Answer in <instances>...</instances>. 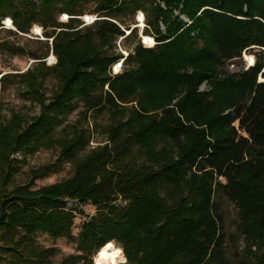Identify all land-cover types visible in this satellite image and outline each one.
Returning a JSON list of instances; mask_svg holds the SVG:
<instances>
[{
  "label": "trees",
  "instance_id": "trees-1",
  "mask_svg": "<svg viewBox=\"0 0 264 264\" xmlns=\"http://www.w3.org/2000/svg\"><path fill=\"white\" fill-rule=\"evenodd\" d=\"M138 11L153 45L138 40L124 58L118 41L137 37L122 25ZM87 13L97 20L83 26ZM4 19L14 36L37 25L52 42L29 54L37 61L30 70L0 79L2 92L17 85L39 109L29 119L11 111L0 123V264H94L110 243L126 264H231L224 200L237 211V264H264L263 54L239 79L217 78L244 50L264 49V0H0V28ZM0 50L25 53L7 42ZM48 78L56 83L49 96ZM204 82L210 90L201 92ZM99 117L106 144L89 149L84 126ZM52 150L55 163L16 183V156ZM64 165L70 177L35 187ZM87 205L95 213L73 236ZM37 236L72 242L75 253L56 263L60 251Z\"/></svg>",
  "mask_w": 264,
  "mask_h": 264
},
{
  "label": "rangeland",
  "instance_id": "rangeland-1",
  "mask_svg": "<svg viewBox=\"0 0 264 264\" xmlns=\"http://www.w3.org/2000/svg\"><path fill=\"white\" fill-rule=\"evenodd\" d=\"M92 9L91 6H88L86 10ZM143 13L138 11L135 15V19L124 20L123 29H125V36H128L132 30H135L136 39L131 40L128 43L122 42L118 47V52L126 58L129 52L133 50L136 45V42L139 40V43L146 48L145 46L153 45V38L149 36H145L143 34L145 29V22H142ZM144 16V15H143ZM68 17L66 14H61L58 17V22L67 23ZM89 17H96L95 15L85 14L83 17H80V21L84 23V21H90ZM140 18V23L138 22ZM6 19L1 22V30H0V42H7L10 45L15 47L23 48L25 50L24 54L12 55L8 52L0 50V76L5 74H23L26 71L30 70L34 67L37 61L32 60L29 54L33 51H38L39 53H44L47 49V46L50 47L49 42H45L43 31L42 37H36L35 33H40V26L34 25L27 36L23 35H13L12 32H15V28H11L9 23L7 27L4 25ZM42 29V28H41ZM142 36V37H141ZM132 37V35H131ZM260 52L263 54L262 57V69L257 76V84L264 83V52L262 48L259 47H250L244 50L240 56V58H234L229 61L228 66L224 65L218 69L217 78L219 80L225 79L228 77H233L239 79L245 72L249 69L246 61L249 57L255 58V65L258 63ZM47 58L45 65L50 67L53 66V62ZM118 71V67H116L115 72ZM112 74L114 72L112 71ZM56 86L55 81L52 78H48L44 81L42 89L46 93L47 96L50 95L51 91L54 90ZM210 87L208 82H204L199 91H209ZM11 111H17L22 113L28 119L36 116L39 113V109L37 106L32 105L22 96L21 89L17 85H8L7 90L2 92L0 85V123L9 117V113ZM78 113V112H77ZM77 113L72 114L66 119V123H75L78 120ZM93 117L92 119H94ZM89 119L88 125L84 127H89L91 134V142L89 144V149H95L99 146H104L106 144V136H105V127L108 122L106 118L99 117L96 121ZM83 125L81 121L80 126ZM17 159L21 161L20 163V171L16 176V183H27L29 181L28 172L30 170L37 169L39 167L53 164L57 160V153L55 150L52 151H39L38 153L27 156V157H19L16 156ZM70 167L64 165L58 172L51 174L50 176L39 180L35 183L36 188L46 187L49 185H53L58 183L66 178L70 177ZM83 211L84 215H78L75 220L74 227L72 230L73 236H76L77 231L80 228L81 221L88 215H93L95 210L92 206L87 205L82 208H79ZM222 210L225 218V233L227 237L226 243V258L230 261L231 264H237L241 257V253L243 250V242L236 233V224H237V211L235 207L227 202L226 200L222 201ZM37 243L45 248H57L60 251L59 257L55 260L56 263H59L62 258L74 254L75 253V245L72 242H69L64 239L52 240L46 236H37ZM114 246H116L113 243ZM117 247V246H116ZM94 263V262H93ZM125 264V263H123Z\"/></svg>",
  "mask_w": 264,
  "mask_h": 264
},
{
  "label": "bare ground",
  "instance_id": "bare-ground-1",
  "mask_svg": "<svg viewBox=\"0 0 264 264\" xmlns=\"http://www.w3.org/2000/svg\"><path fill=\"white\" fill-rule=\"evenodd\" d=\"M142 37V36H141ZM125 258L119 247L110 243L100 249L94 257V264H123Z\"/></svg>",
  "mask_w": 264,
  "mask_h": 264
},
{
  "label": "built area",
  "instance_id": "built-area-1",
  "mask_svg": "<svg viewBox=\"0 0 264 264\" xmlns=\"http://www.w3.org/2000/svg\"><path fill=\"white\" fill-rule=\"evenodd\" d=\"M141 16H142V22L144 23V16H143V15H141ZM66 18L69 19V17H66ZM89 18H90V21H84L83 26H89V25L93 24V23L97 20V17H89ZM68 19H67V20H68ZM7 20H10V19H6V20H5L4 25H5L6 27H7V24H6ZM10 22H11L10 25L13 26L11 20H10ZM138 22L140 23V18H139ZM2 23H3V22H2ZM12 29H13V28H12ZM39 30H40V33H35V36L41 38V37H42V31H43V30H42L41 28H39ZM27 36H28V35H27ZM121 41H122V39H120V40L118 41L117 46L120 45ZM51 42H52V40H50V44H51ZM262 51L264 52V49H262ZM49 55H50L49 60H51V61L53 62V65H55V64H56V59H55V57L53 56L52 53H50ZM127 56H128V55H127ZM48 57H49V56H48ZM48 57H47V58H48ZM46 60H47V59H46ZM46 60H45V62H46ZM123 61H124V60H121L120 62L116 63V64L112 67L111 71L114 72V74H112V75H117V74L121 73V71H122ZM246 64H247L248 68H253V67L255 66V58H254V57H249V58L247 59V61H246ZM116 67H118V71H117V72H115ZM2 76H3V75H2ZM2 76H0V79H1Z\"/></svg>",
  "mask_w": 264,
  "mask_h": 264
},
{
  "label": "water",
  "instance_id": "water-1",
  "mask_svg": "<svg viewBox=\"0 0 264 264\" xmlns=\"http://www.w3.org/2000/svg\"><path fill=\"white\" fill-rule=\"evenodd\" d=\"M125 264H126V260H125Z\"/></svg>",
  "mask_w": 264,
  "mask_h": 264
}]
</instances>
